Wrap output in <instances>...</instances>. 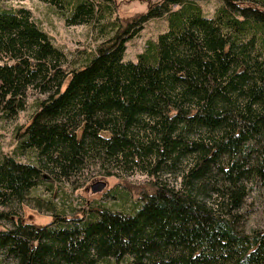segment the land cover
I'll use <instances>...</instances> for the list:
<instances>
[{
  "label": "trees",
  "instance_id": "1",
  "mask_svg": "<svg viewBox=\"0 0 264 264\" xmlns=\"http://www.w3.org/2000/svg\"><path fill=\"white\" fill-rule=\"evenodd\" d=\"M42 1L96 45L69 57L30 8L0 3V118L33 106L14 151L0 145V264H264V226L246 229L264 207V0H220L212 16L149 0L129 18L116 0ZM162 16L168 29L126 60ZM135 173L150 191L70 216L54 200L60 183ZM28 202L51 222H25Z\"/></svg>",
  "mask_w": 264,
  "mask_h": 264
},
{
  "label": "rangeland",
  "instance_id": "2",
  "mask_svg": "<svg viewBox=\"0 0 264 264\" xmlns=\"http://www.w3.org/2000/svg\"><path fill=\"white\" fill-rule=\"evenodd\" d=\"M118 3V13L121 17L129 18L139 16L148 10L149 0H116ZM0 3L6 6H27L32 10L35 17L40 23L48 29L55 43L64 48L69 57H74L75 53L87 46H95L92 38L91 26L88 24L67 25L63 18L58 15L53 6L42 0H0ZM206 13L212 16L218 5L222 3L220 0H201ZM168 29V19L166 16L152 17L146 23L145 27L135 37L127 42V49L124 58L136 60L138 53L145 47L150 38H157L158 35ZM33 98L30 99V102ZM33 106L19 112L17 117L3 119L0 118V145L7 153H12L17 145L16 130L20 125H26L32 118ZM22 160H28L27 155L20 157ZM98 180H105L106 187L98 192L92 190V184ZM82 186L72 188L68 184L60 183L57 194L54 200L57 201L59 207L65 206L71 213V206L82 207L88 205L95 200L103 201L107 204H112L119 201L118 194L121 191L130 190L137 197L143 191H150L147 183V177L144 174L135 173L126 175L122 178L116 175L110 176H94L82 177ZM43 187L37 189L42 192ZM46 193V192H45ZM49 193V191H48ZM71 205V206H70ZM2 206H0V210ZM19 213L22 214L25 222H33L38 225H44L51 222L53 213L46 209H40L33 203H25L19 208ZM12 222L9 219H0V229L11 226ZM264 226V207L260 205L254 213H252L246 222V229L251 230L256 227ZM0 255H2L0 253ZM114 262V259H111ZM4 264H14L11 258H6ZM119 264H125L121 261Z\"/></svg>",
  "mask_w": 264,
  "mask_h": 264
},
{
  "label": "water",
  "instance_id": "3",
  "mask_svg": "<svg viewBox=\"0 0 264 264\" xmlns=\"http://www.w3.org/2000/svg\"><path fill=\"white\" fill-rule=\"evenodd\" d=\"M107 185V182L105 180H98L92 184V190L94 192H98L103 190Z\"/></svg>",
  "mask_w": 264,
  "mask_h": 264
}]
</instances>
